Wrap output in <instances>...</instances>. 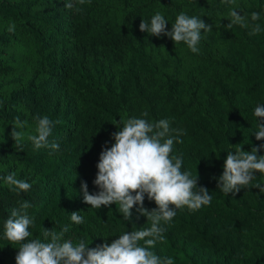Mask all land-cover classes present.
<instances>
[{
    "label": "trees",
    "instance_id": "trees-1",
    "mask_svg": "<svg viewBox=\"0 0 264 264\" xmlns=\"http://www.w3.org/2000/svg\"><path fill=\"white\" fill-rule=\"evenodd\" d=\"M66 2L0 0V123L13 125L19 116L35 129L37 115L60 121L49 137L59 151L35 150L27 137L19 145L0 144V264H15L19 245L4 238L3 224L23 201L32 205V238L43 228L59 232L67 225L64 239L95 248L133 226H149L135 206L128 222L118 205L91 208L80 192L82 181L90 193L98 191L93 181L102 148L114 143L122 121L144 113L149 121L168 119L182 133L173 154L212 196L197 211L176 210L163 225L156 254L174 264H264V192L253 187L264 186V175L257 173L235 195L217 188L235 145L251 151L264 144L253 134L254 109L264 105V0H73L72 9ZM233 7L249 18L258 12L262 31L253 36L250 28H228ZM156 12L168 31L180 12L212 25L202 31L199 54L166 36L142 33L141 20L150 23ZM10 22L14 33L7 30ZM24 60L28 65L20 71ZM17 68L21 75H11ZM10 173L31 189L10 190L2 179ZM144 207L156 205L145 197ZM72 212L84 222L73 223Z\"/></svg>",
    "mask_w": 264,
    "mask_h": 264
},
{
    "label": "clouds",
    "instance_id": "clouds-1",
    "mask_svg": "<svg viewBox=\"0 0 264 264\" xmlns=\"http://www.w3.org/2000/svg\"><path fill=\"white\" fill-rule=\"evenodd\" d=\"M86 0H75L78 5H84ZM90 2V0H89ZM223 3L234 5L235 0H222ZM73 0L65 3V8L72 9ZM76 11L82 8L76 7ZM228 28L238 25L250 28L249 35H257L262 29L258 12H252L250 18L241 15L236 7L228 12ZM168 21L160 12H156L150 23L141 20L139 30L150 36H166L174 44L183 43L194 54H199V44L203 33L212 30V25L206 24L199 16H189L180 12L171 30H166ZM16 25L10 22L8 32L14 33ZM147 113L141 118H128L121 123L123 126L112 134L114 143L104 146L96 165L98 171L93 181L98 191L90 193L86 182H81L80 192L83 203L91 208L100 209L118 205V211L125 221L130 222L132 209L144 216L148 227L137 229L132 227L119 235L118 238L95 248L89 247L83 239L73 242L64 239L69 227L65 225L59 232L55 229L43 228L40 237L32 238L29 228L34 220L27 210L32 206L23 201L19 208L13 209L11 215L4 221V238L11 244L19 245L15 256V264H174L171 257H161L153 250L158 242L165 239L166 231L163 225L169 224L176 215L177 209L187 208L197 211L202 206L210 205L212 196L205 187H198V175L182 170L183 158L173 154L175 143H182V134L170 126L168 119L149 121ZM257 119L254 135L257 141L264 140V105L254 109ZM35 130L28 134L27 139L35 150L51 148L59 151V144L50 142L55 124L47 115L34 117ZM27 121H21L17 116L12 125L11 136L17 145L24 138L21 131ZM175 133V135H173ZM240 144L229 151L223 162V173L217 180V188L229 195H235L241 189L247 188L255 180L256 174L264 175V144L251 147L244 151ZM10 190L27 192L32 185L17 178L16 173H10L2 178ZM253 187L264 192V186L256 183ZM145 197L156 205L154 209L144 207ZM70 219L75 224H82L84 217L79 212H72Z\"/></svg>",
    "mask_w": 264,
    "mask_h": 264
},
{
    "label": "rangeland",
    "instance_id": "rangeland-1",
    "mask_svg": "<svg viewBox=\"0 0 264 264\" xmlns=\"http://www.w3.org/2000/svg\"><path fill=\"white\" fill-rule=\"evenodd\" d=\"M1 29V27H0ZM20 56H22L23 54L20 53ZM25 56V55H24ZM20 71H25L28 63L24 61H20ZM20 71H18V68L13 71L11 73V75H21ZM5 81H8L5 80ZM6 89H9V87H7ZM5 89V90H6ZM3 90V91H5ZM34 128L32 125L27 124L26 127L24 129H22L21 131H23L25 133L24 138H26L28 136V134H32L34 132ZM11 132H12V125L6 124V123H0V144H4V143H8L11 140H13L12 136H11Z\"/></svg>",
    "mask_w": 264,
    "mask_h": 264
}]
</instances>
